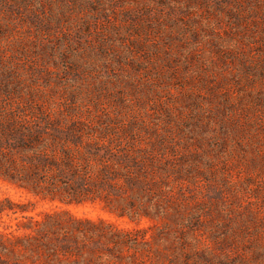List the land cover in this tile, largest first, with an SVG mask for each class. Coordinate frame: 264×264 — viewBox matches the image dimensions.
<instances>
[{
    "label": "rangeland",
    "instance_id": "obj_1",
    "mask_svg": "<svg viewBox=\"0 0 264 264\" xmlns=\"http://www.w3.org/2000/svg\"><path fill=\"white\" fill-rule=\"evenodd\" d=\"M0 120V264H264V0H0Z\"/></svg>",
    "mask_w": 264,
    "mask_h": 264
},
{
    "label": "trees",
    "instance_id": "obj_2",
    "mask_svg": "<svg viewBox=\"0 0 264 264\" xmlns=\"http://www.w3.org/2000/svg\"><path fill=\"white\" fill-rule=\"evenodd\" d=\"M10 122H12V121L0 120V133L6 132V133H8V135H11L13 132H16V131H18L20 129V128H17L16 126H14V125L10 126V124H11ZM13 122H15V119L13 120ZM17 126H19V125L17 124ZM29 164L31 166V168H30L31 171H35V172L36 171L37 172L43 171L45 173L48 171V169L42 168L45 165V163H44L43 158L41 156H39V154H36V155L32 156L29 159ZM19 167H20V169L12 171L14 173H11L10 175H7L8 172H6V171H1L2 172V176L6 177V178H7V176H9V178H10V180L12 182H16V183H19V184L22 183L23 182V179H22L23 176L15 174V172L23 171L27 166L21 165ZM71 186L73 188H76V189H80V188L83 189V188L86 187V182H85L84 179L79 177L78 174H75V177L72 178V185ZM5 203H6L5 201L0 199V218L8 210L7 208L4 207ZM7 203L10 204V201L7 202ZM11 206H14V205L11 204ZM9 210H11L13 212V214L17 213L13 209H9ZM20 211L23 212L22 209H20ZM122 214H124V213H122ZM119 216H124V215H119ZM35 223L40 224V222H35ZM9 228L12 229L13 226H9ZM22 228L23 227L21 226V224L17 223L16 224V229L14 231L18 232ZM6 237L7 236L0 235L1 239H8V240L11 241L10 243H16L17 244V243H19L21 241V239L19 237L15 236V235H12V239H14V240H11L10 238H6ZM27 237H29V235H27Z\"/></svg>",
    "mask_w": 264,
    "mask_h": 264
}]
</instances>
